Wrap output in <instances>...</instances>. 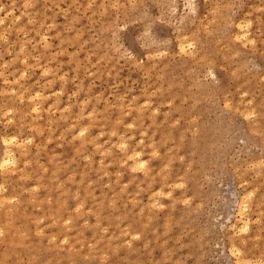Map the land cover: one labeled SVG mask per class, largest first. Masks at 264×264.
Here are the masks:
<instances>
[{"label": "rangeland", "instance_id": "obj_1", "mask_svg": "<svg viewBox=\"0 0 264 264\" xmlns=\"http://www.w3.org/2000/svg\"><path fill=\"white\" fill-rule=\"evenodd\" d=\"M0 21V264H264V0Z\"/></svg>", "mask_w": 264, "mask_h": 264}, {"label": "bare ground", "instance_id": "obj_2", "mask_svg": "<svg viewBox=\"0 0 264 264\" xmlns=\"http://www.w3.org/2000/svg\"><path fill=\"white\" fill-rule=\"evenodd\" d=\"M1 22V21H0ZM3 22V21H2ZM235 25H236V23H235ZM238 25H242L241 23H238ZM235 29V28H234ZM2 33V32H1ZM245 34V33H244ZM244 34H242L243 36H244ZM241 35V36H242ZM235 36H237V35H235ZM234 36V37H235ZM239 36H240V34H239ZM2 37V36H1ZM241 38V37H240ZM235 39H236V37H235ZM239 39V37H237V39L236 40H238ZM182 45V44H181ZM179 46V45H178ZM182 47H183V45H182ZM182 47H179L180 49L182 48ZM193 47V46H192ZM184 48V47H183ZM179 49V50H180ZM182 50V49H181ZM184 50H185V48H184ZM23 60V59H22ZM4 63V62H3ZM21 74H23V73H21ZM20 74V75H21ZM24 75V74H23ZM22 76V75H21ZM38 96V95H37ZM33 96H31V97H29V98H32ZM146 104V103H145ZM38 107V106H37ZM34 108H36L35 106L32 108L33 110H36V109H34ZM37 111V110H36ZM89 115V114H88ZM249 115V114H248ZM33 118V117H32ZM85 131V130H84ZM83 131V132H84ZM79 132V131H78ZM78 132H77V135H79L78 134ZM81 132H82V130H81ZM80 133V132H79ZM113 133V132H112ZM76 135V134H75ZM9 138V137H8ZM6 139V138H4V139H6V140H3V141H5L4 142V144L6 143V150L5 151H3V152H5L4 154H3V156H1L2 158H1V160H0V167L3 169V170H5V169H8L9 167H11V166H13V165H15L16 164V156H15V153H14V149H13V146H12V140L11 139ZM256 138V137H255ZM14 142H15V140H14ZM17 143H19V142H17ZM121 143V142H120ZM119 143V144H120ZM119 144H117V146H119L120 147V145ZM116 146V147H117ZM121 146L123 147L124 146V143H123V145L121 144ZM125 146H126V144H125ZM24 147V146H23ZM4 150V149H3ZM104 150H105V148H104ZM120 150H122V149H120ZM154 150V149H153ZM101 152H103L102 150H101ZM140 152V151H139ZM134 154L136 155L137 154V156H138V154H140V153H138V151L135 153L134 152ZM134 154H132V156L134 155ZM134 155V156H135ZM133 156V157H134ZM137 156H136V158H137ZM142 156V155H141ZM129 157H131V153H129ZM138 157H140V156H138ZM127 158H128V156H127ZM132 158V157H131ZM126 161V160H125ZM124 161V162H125ZM133 162H134V160H133ZM139 162V161H138ZM137 161L136 162H134V163H137V164H139ZM122 163V162H121ZM134 163H132L133 164V166L135 165H137V164H134ZM140 163H142V167H140V168H144L143 167V164H145L146 162H142V161H140ZM146 165V164H145ZM258 165V164H257ZM135 166H134V168H135ZM139 166H140V164H139ZM137 168H139L138 166H136ZM146 167V166H145ZM165 167V166H164ZM133 168V169H134ZM21 169V168H20ZM132 169V168H131ZM132 169V170H133ZM146 169V168H145ZM13 169H11V171H12ZM139 170V169H138ZM14 171V170H13ZM12 171V172H13ZM11 172V173H12ZM145 172V171H144ZM2 180V179H1ZM60 184V183H59ZM71 186V185H70ZM6 188V187H5ZM2 190H3V188H2ZM169 193V192H168ZM252 194V193H251ZM249 198V197H248ZM185 200V199H184ZM243 200V199H242ZM157 201V199L153 202L152 201V203H151V205L153 204V203H155ZM187 201V200H186ZM244 201V200H243ZM244 203V202H243ZM247 205V204H246ZM154 206V205H153ZM242 206V205H241ZM155 207H156V205H155ZM243 207L245 208V205H243ZM244 210V209H243ZM243 210H240L241 212L243 211ZM238 212V211H237ZM242 213H244V212H242ZM241 214V213H240ZM244 215V214H243ZM229 217V216H228ZM241 217V216H240ZM240 220V219H239ZM66 221V220H65ZM248 221V220H247ZM254 221V220H253ZM66 223V222H65ZM244 223H245V221H244ZM248 223V222H247ZM229 227V226H228ZM246 227V226H245ZM243 225H242V228H245ZM248 227V226H247ZM246 229L247 228H245L244 230L246 231ZM1 234V233H0ZM130 236H132V235H130ZM25 239H26V237H25ZM63 239V238H62ZM64 239H65V237H64ZM63 239V240H64ZM241 240V239H240ZM62 241V240H61ZM90 244V243H89ZM234 247V246H233ZM240 250V249H239ZM233 252V251H232ZM241 253V252H240ZM239 262V261H238ZM260 262V261H259ZM264 262V261H263ZM262 262V263H263ZM261 264V263H260Z\"/></svg>", "mask_w": 264, "mask_h": 264}]
</instances>
